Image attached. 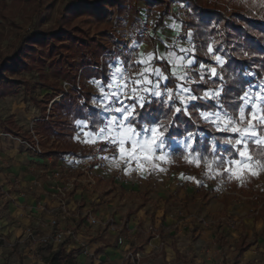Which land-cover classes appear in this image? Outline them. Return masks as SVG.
Instances as JSON below:
<instances>
[{
	"label": "crops",
	"instance_id": "0c3cea01",
	"mask_svg": "<svg viewBox=\"0 0 264 264\" xmlns=\"http://www.w3.org/2000/svg\"><path fill=\"white\" fill-rule=\"evenodd\" d=\"M181 31L178 19L165 18L153 26L150 39L138 48L140 59L142 54L146 58V54L154 53L152 66L174 81L173 86L167 85L168 79L160 81L161 85L166 84L174 92L182 82L173 75L169 53L177 58L186 56L184 72L187 67L197 70L196 54L192 45L178 36ZM181 49L188 51L184 53ZM187 59L195 63L187 66ZM140 66L143 70L144 65ZM212 77L213 73L206 80ZM204 78L203 75L202 81ZM199 82L193 81L186 88L191 89ZM163 85L162 89L167 91ZM205 92L199 96L204 101L209 100L203 98ZM105 120L100 118L101 123L91 130L99 131ZM73 124L74 138L81 146H93L96 151L93 155L50 154L53 149L44 152L40 146L41 153L36 154L25 139L0 129V235L7 243L0 244V264H46L60 245L66 253H72L77 264H132L126 257L135 251L142 256L141 264H260L264 261L262 205L251 207L244 203L224 207L215 201L204 202L200 198L204 188L198 176L189 174L182 178L183 172L163 166L156 158L160 156L142 160L139 165L136 160L121 158L116 146L106 140L85 142L89 138L83 125L88 127V122L77 120ZM101 147H111L112 156L105 160ZM86 160L90 161L88 171L95 184L76 182L64 202H58L53 194L62 182L53 173L61 171L65 180H83L81 169ZM165 160H170L168 155ZM97 163L105 169L100 170ZM118 174L123 176L121 182L116 180ZM236 184L238 190L244 191L242 181ZM262 185L252 186L257 190ZM53 218L67 233L62 244L40 246L22 241L27 227L36 235L48 233L47 224ZM90 218L97 223L90 224Z\"/></svg>",
	"mask_w": 264,
	"mask_h": 264
},
{
	"label": "rangeland",
	"instance_id": "374dc122",
	"mask_svg": "<svg viewBox=\"0 0 264 264\" xmlns=\"http://www.w3.org/2000/svg\"><path fill=\"white\" fill-rule=\"evenodd\" d=\"M195 1L200 7L207 9L215 4L227 14L236 11L239 6L250 8L254 4L264 3V0ZM35 14L42 16L39 24L41 31L52 32L56 28H63L68 34H63L62 40L52 43H21V36L33 27ZM169 17L181 22L183 40L192 45L194 53L199 54L204 61L202 70H193L191 73L185 71L192 82L202 81L200 80L202 75L210 77L213 66L216 70L224 65L225 59L221 55L224 49L220 45L219 38L210 36L209 47L212 51H209V47L206 50L196 32L198 26L193 9L182 4L180 0H0V62L2 58L13 59L0 78V129L12 136L25 139L28 145H31L35 137L44 152H50L54 148H64L63 142L56 140L55 137H48L42 132L38 135L35 133L36 125L41 118V106L38 104L47 94L71 91L74 83L77 90L80 74L84 69L82 66L95 61L101 62L102 56L107 67V82L102 83L95 78L83 79L82 93H88L91 107L99 110V118L104 120L112 115L118 116L116 113L105 111L99 103L103 94L98 85L108 91V84L112 82V75L117 67L124 70L126 78L135 79L142 70L138 63L140 56L135 57L133 52L139 53L138 48L141 43L150 39L153 26ZM220 27L221 24L210 25L206 33L210 29L217 33ZM134 44L138 46L134 47ZM217 56L223 61L222 64L217 63ZM151 79L156 78L151 77ZM13 83L16 85L11 88ZM183 85L186 87L190 83ZM262 88L264 83L248 86L245 93H260ZM218 89L220 90L221 86L209 92ZM5 93L8 94L2 96ZM245 93L241 96V105L244 103L242 98L245 97ZM60 98L61 96H56L53 102H58ZM164 99H167V95ZM252 99L255 101L256 96L252 95ZM127 102L131 103V100ZM177 106L183 108L179 97H175V104L172 107L174 111ZM250 111L251 105L246 109V119H251ZM52 112L48 105L46 117L48 115L51 117L48 121L45 119V123L53 124L57 121L59 113L56 110ZM239 119L237 114L235 120ZM211 125L214 126L213 123ZM221 125L223 126V121ZM243 126H248L246 121ZM213 128L217 132L216 127ZM219 132L221 136L208 139V152L204 148L206 136L192 133V139L189 141L191 148H187L184 143L189 134L181 138H172L169 140L172 147L165 146L170 160L167 162L160 157L156 158L171 171H186L198 176L202 184L201 188H204L200 196L204 202L215 201L224 207L244 203L251 207L257 205L264 207V156L257 154L256 159L252 160L251 164H246L242 170L238 166H233L229 170L225 161L233 155L237 160L240 159L233 145L226 143L228 136L230 138L236 134ZM257 132L264 137V125H257ZM251 144L264 151V143ZM70 147L72 153L81 155H93L96 152L93 146L89 145L86 148L79 145L74 136ZM108 148L101 147L100 150L105 154V160L112 156L111 147ZM196 157L200 158L199 166L195 162ZM190 160L193 162L190 163ZM240 181L244 185V191L237 188L239 184L236 183ZM258 183L263 185L255 190L252 185Z\"/></svg>",
	"mask_w": 264,
	"mask_h": 264
},
{
	"label": "trees",
	"instance_id": "16d2710c",
	"mask_svg": "<svg viewBox=\"0 0 264 264\" xmlns=\"http://www.w3.org/2000/svg\"><path fill=\"white\" fill-rule=\"evenodd\" d=\"M182 4L191 7L197 19L198 29L196 32L199 35L202 46L207 50L210 46L209 38L214 36L219 38L220 45L224 49L221 53L225 59L224 65L215 70V75L210 80L199 82L197 85H192V93L199 97L202 92L216 89L221 86L220 96L218 101L215 99L202 100L197 99L189 104L187 114L183 111L177 113L173 108L169 109L161 100L151 99V103H146L144 108L137 106L134 124L141 125L146 121L154 120L156 123L163 125L165 137L181 138L189 133H199L206 136L205 150L209 151L207 145L209 138H217L221 136L214 130L213 126L200 117V112H209L221 110L222 113H227L228 116L237 118L239 107L241 106V96L245 93L248 86L260 85L264 83V3L254 4L250 8L238 7L236 11L227 14L217 8L215 4L210 8H202L195 0H180ZM42 21L40 14H35L33 27L28 33L21 36L20 42L23 44H34L62 40L63 34H68L63 28H56L52 32L41 31L39 24ZM221 24L219 31L210 29L206 33L207 27L210 25ZM216 53V51H213ZM102 56V61L84 64V68L80 74L78 89L76 90L75 83L72 85V90L66 93H51L43 97L40 105L41 118L36 125L35 133L38 135L41 132L47 134L48 137L53 136L56 140L62 141L64 148H54L50 154H71L70 150L71 139L75 133L74 122L77 120L86 121L90 129H95L101 121L99 118V110L91 107L88 93H82L83 85L81 81L89 78L101 80L102 83L107 82V67ZM13 59L2 58L0 62V78L8 68V63ZM204 61L199 54L196 55V63L194 67L199 70L200 65ZM88 68H85V67ZM167 75H170L169 70L164 69ZM202 70V69H200ZM84 79V80H83ZM14 84V83H13ZM83 84V82H82ZM16 84L12 85L14 88ZM168 86H173L174 81L167 80ZM8 93L3 94L5 96ZM84 94L85 96H83ZM56 96H61L58 102H53ZM50 105V112L56 110L59 113L57 121L45 123L51 117H46V110ZM194 105V106H193ZM58 128V129H57ZM57 129V130H56ZM59 141H57L59 143ZM249 154L252 160L256 159L257 154L264 156V151L249 144ZM46 264H77L72 253H66L63 245H60L47 259Z\"/></svg>",
	"mask_w": 264,
	"mask_h": 264
},
{
	"label": "snow or ice",
	"instance_id": "6c2138e0",
	"mask_svg": "<svg viewBox=\"0 0 264 264\" xmlns=\"http://www.w3.org/2000/svg\"><path fill=\"white\" fill-rule=\"evenodd\" d=\"M136 46L138 45L134 44V47ZM180 51L187 53L188 50L181 49ZM209 51H212L211 47H209ZM153 59L154 53L146 54V58L145 54L141 55L138 63L144 65V68L135 79L126 78L124 70L121 67H117L112 75V82L108 84V91H105L102 86L98 85L103 94V98L99 103L105 111L116 113L118 116L112 115L110 118H106L99 131L88 129L87 124H84L85 136L89 138L85 142L95 143L99 140H106L107 143L116 146L121 158L136 160L138 165L142 160L146 161L156 156H160L162 160L167 158L165 146L172 147V144L169 142L170 137H164V132L167 129L154 120L146 121L143 125L134 124L133 121L139 115L137 106L144 108L146 103L152 102L151 97H156L171 109L175 104V97H179L183 108L177 106L175 111L177 113L183 111L187 114L189 102L201 98L193 95L190 88L183 87L184 83L192 82L187 73L183 71L186 67L184 64L186 56L177 58L174 53H169V63L173 66V75L182 83L176 85L175 92L173 89L167 88L166 84L163 85L164 88H167L166 93L162 91L160 81H166L168 77L159 68L152 66L151 61ZM160 59H164V57L161 56ZM216 61L217 63H223L219 56L216 57ZM194 63V60L187 59V66ZM203 67L201 65V69ZM211 71L213 75L216 74L214 68ZM151 77H155L156 79L153 80ZM201 79H203V75ZM165 95H167L166 100L164 99ZM252 95L256 96L255 101H253ZM219 96L220 90L218 89L215 92L206 91L203 98L218 101ZM242 99L244 103L239 107V120H235L233 117L228 116L227 113L219 111L215 113L201 112V117L213 123L218 131L236 134L228 138L226 143L233 145L235 151L239 153L240 159L237 160L233 155L225 161L229 170L233 166H238L242 170L246 164H251L252 158L247 152L249 144L255 143L260 145L264 143V137H261L257 132V125H264V88L261 89L260 93H245V97ZM127 100H131V103H128ZM249 105H251L249 113L251 119H246L245 112ZM221 121H223V126L221 125ZM245 121L247 122V127L243 126ZM93 137L94 139H92ZM191 139L192 133H189L184 141L187 148H191V144L189 143ZM193 151L195 150L193 149ZM246 156L247 159H245ZM189 162L193 161L190 160ZM195 162L199 166L200 158L196 157Z\"/></svg>",
	"mask_w": 264,
	"mask_h": 264
},
{
	"label": "built area",
	"instance_id": "2783aa9c",
	"mask_svg": "<svg viewBox=\"0 0 264 264\" xmlns=\"http://www.w3.org/2000/svg\"><path fill=\"white\" fill-rule=\"evenodd\" d=\"M179 37L184 36V32L181 31L178 34ZM133 55L135 57H138V51L133 52ZM186 72L191 73L193 72V68L192 67H187L186 68ZM163 90V89H162ZM28 147L30 148V150L36 154H40V148L38 145L37 140L35 139V137H33V141L31 145H28ZM85 166L83 169H81L82 172V178L83 180H79V179H75V178H71V179H64L63 178V174L61 171H56L53 173V177L62 182L61 186H57L56 188V192L53 194V197L60 203H63L65 198H66V194L68 191H70L71 189L74 188L75 183L79 182V183H87L90 185L95 184L93 178L90 176V173L88 171V169L91 167L90 165V161L86 160L85 161ZM98 168L100 170H104L105 166L101 163H97ZM69 173H71L72 171H68ZM183 177H186L189 175L188 172H183ZM116 180L118 182H121L123 180V176L121 174H118L116 176ZM89 223L90 224H96L97 221L93 218L89 219ZM47 228H48V233L43 234V235H36L33 231L32 228L27 227L23 230V242H28L31 245H40V246H53V245H60L63 243L67 233L65 231L62 230V228L59 225V222L57 219L53 218L49 221V223L47 224ZM231 228H234V225H231ZM0 244H4L6 245V240L4 239L3 236L0 235ZM132 264H141V260H142V256L139 252H130L128 253L127 257H126ZM257 264V263H254ZM260 264H264V261Z\"/></svg>",
	"mask_w": 264,
	"mask_h": 264
}]
</instances>
